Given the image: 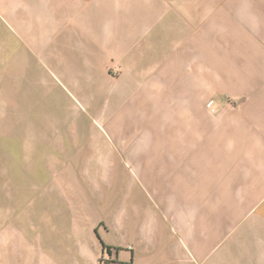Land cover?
<instances>
[{"label": "crops", "instance_id": "crops-1", "mask_svg": "<svg viewBox=\"0 0 264 264\" xmlns=\"http://www.w3.org/2000/svg\"><path fill=\"white\" fill-rule=\"evenodd\" d=\"M95 1L51 58L119 161L91 233L129 264H264V0Z\"/></svg>", "mask_w": 264, "mask_h": 264}, {"label": "rangeland", "instance_id": "rangeland-1", "mask_svg": "<svg viewBox=\"0 0 264 264\" xmlns=\"http://www.w3.org/2000/svg\"><path fill=\"white\" fill-rule=\"evenodd\" d=\"M115 1L102 8L112 13ZM10 7L0 8V264H102L108 257L129 264L118 259L119 245L103 252L89 226L100 214L90 201L109 190L119 161L100 144L97 115L83 111L51 62L68 45L72 0H10ZM106 73L119 77L121 69Z\"/></svg>", "mask_w": 264, "mask_h": 264}, {"label": "trees", "instance_id": "trees-1", "mask_svg": "<svg viewBox=\"0 0 264 264\" xmlns=\"http://www.w3.org/2000/svg\"><path fill=\"white\" fill-rule=\"evenodd\" d=\"M95 232V234H96V237L98 238V240L100 241V243H101V245H102V248H103V252H106V251H108V252H110L111 250H112V248L111 247H107V246H104V244L102 243V241L100 240V238H99V236H98V234H97V231L95 230L94 231ZM119 252V249H117V251H116V254ZM110 254V253H109ZM111 255V254H110ZM106 264H117L116 262H107Z\"/></svg>", "mask_w": 264, "mask_h": 264}, {"label": "built area", "instance_id": "built-area-1", "mask_svg": "<svg viewBox=\"0 0 264 264\" xmlns=\"http://www.w3.org/2000/svg\"><path fill=\"white\" fill-rule=\"evenodd\" d=\"M109 260H110L109 257H108V259L106 258L105 261L102 260V264H106Z\"/></svg>", "mask_w": 264, "mask_h": 264}]
</instances>
